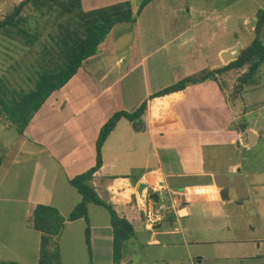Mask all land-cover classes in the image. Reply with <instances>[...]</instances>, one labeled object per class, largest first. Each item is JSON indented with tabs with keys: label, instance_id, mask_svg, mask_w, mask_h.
Segmentation results:
<instances>
[{
	"label": "crops",
	"instance_id": "obj_1",
	"mask_svg": "<svg viewBox=\"0 0 264 264\" xmlns=\"http://www.w3.org/2000/svg\"><path fill=\"white\" fill-rule=\"evenodd\" d=\"M23 1L0 0V16ZM143 1L80 0L84 12L127 2L136 21L115 25L96 54L45 100L22 134L4 119L5 130L0 131V264H39L35 208L51 206L67 218L82 200L70 181L95 166L101 128L114 114L134 113L143 104L146 110L140 130L122 118L104 141L101 167L90 181L95 193L117 215L125 216L134 236L146 217L151 219L149 202L148 215L144 216L133 195L139 184L148 185L152 194L164 190L170 205L163 221L184 207L189 214L192 206L211 204L214 207L209 217L223 216L218 203L204 198L185 200L182 194L190 187L184 186V180L201 179L205 174L223 175L229 181L237 174L242 176L241 149L260 139L258 123H250L247 117L252 114L250 108L257 105L253 94L264 93V63L256 85L233 91L230 96L225 83L209 79L155 97L186 77L226 66L220 54L243 43L237 37L232 44L214 47L218 34L229 32L231 15L226 11L201 8L188 0H150L139 12ZM233 71L221 75L226 77ZM262 109L264 106L258 111ZM247 130L253 133L250 143ZM209 149L225 163L223 169L202 170L200 164ZM149 178L154 179L156 190ZM118 179L127 183L117 186ZM230 191L221 190L220 201L227 200ZM121 192L127 197L119 199ZM156 204L163 205L159 199ZM190 215L183 220L191 221ZM154 223L153 229L161 227H156L158 221ZM58 242L61 264H116L111 214L104 206L89 203L85 218L66 221ZM253 258L264 260V256ZM123 260L119 264H124Z\"/></svg>",
	"mask_w": 264,
	"mask_h": 264
},
{
	"label": "rangeland",
	"instance_id": "obj_2",
	"mask_svg": "<svg viewBox=\"0 0 264 264\" xmlns=\"http://www.w3.org/2000/svg\"><path fill=\"white\" fill-rule=\"evenodd\" d=\"M188 1L201 8L210 7L230 13L227 24L229 32L218 34L215 48L232 44L237 37L243 43L241 51L246 48L255 37L252 27L256 23V14L259 10L264 11V0ZM25 14H30V10H25ZM38 22L36 29L39 31V37L33 46L22 45L0 35V79L9 90L14 89L18 92L20 99L24 93L33 88L35 70H38L42 56L44 59L46 58L44 56H54L51 51L43 53V49L52 45L50 37L56 30V23L54 19L48 21L40 19ZM261 40L264 46V28ZM45 61H48V58ZM242 70L245 72L246 69ZM242 74L241 70H234L226 77L217 76L219 83H225L230 89L228 96L234 91ZM253 98L257 105L250 108L252 114L247 120L250 123H258L260 139L254 146L241 149L242 176L245 189L249 192V199L240 204L234 191L231 190L229 198L220 201V198H223L221 189L216 187L213 174L202 175L201 179L184 180L186 184L182 182L181 184L190 187V190L182 194L185 200L204 198L209 200L208 202L218 203L223 216L209 217L212 215L210 211L214 204L202 208L192 206L189 214L184 207L178 214L176 212L175 217L169 219L170 222L163 221L167 217L159 219L161 225L159 229H153L155 223L146 217L142 229L125 245L124 264H264V260L253 258L264 256V109L258 111L259 107L264 106V93H254ZM4 119L6 118L0 120V131L5 130ZM215 157L217 156L211 149L206 151L205 161L200 164L205 173L223 169L225 163L220 162V156L218 159ZM235 157L238 158V155ZM124 181L127 183L126 179H118L115 184L123 187ZM139 186L140 184L135 185L132 190L133 195L141 206L144 216H147V206L153 191L147 187L142 193V199H139ZM157 194L159 203L164 206L170 205L163 189L157 190ZM126 195L121 192L117 197L124 199ZM142 204L145 206L143 207ZM157 210L158 205L155 204V216ZM187 215L191 216V221L183 220ZM203 215L208 217L204 218Z\"/></svg>",
	"mask_w": 264,
	"mask_h": 264
},
{
	"label": "trees",
	"instance_id": "obj_3",
	"mask_svg": "<svg viewBox=\"0 0 264 264\" xmlns=\"http://www.w3.org/2000/svg\"><path fill=\"white\" fill-rule=\"evenodd\" d=\"M150 0L141 3L140 10ZM30 10V14H25ZM136 15L133 14L129 3H120L105 8L84 12L80 0H24L4 17L0 16V35L22 45L33 46L39 37L36 29L38 20L54 19L56 30L50 37L52 45L43 49V53H54V56L41 58L38 70H35L33 88L21 97L14 89L9 90L0 79V116L9 119L15 130L22 134L33 115L45 100L61 89L78 71L82 63L96 54L98 47L112 28L120 23L134 24ZM264 28V11L256 14L253 41L241 51L237 60L230 62L221 69L202 72L198 76L186 77L172 86L158 92L155 97H162L184 90L188 85L216 80V76L231 70L246 69L238 79L234 91L240 92L245 87L256 85L260 68L264 63V46L261 40ZM45 53V54H46ZM146 110L143 104L134 113L118 112L114 114L101 128L96 143V164L84 174L70 181L82 197L67 218L51 206L38 205L34 210V229L40 233L39 264H61L58 247V236L66 221L85 218L87 205L106 207L111 214L113 228V260L119 264L125 258V245L134 237V231L125 216L117 215L95 193L90 184L93 174L101 167L100 149L109 134L122 118L133 122L135 129H141V117ZM158 221V220H157ZM159 222V221H158ZM89 240L88 233L86 234Z\"/></svg>",
	"mask_w": 264,
	"mask_h": 264
},
{
	"label": "water",
	"instance_id": "obj_4",
	"mask_svg": "<svg viewBox=\"0 0 264 264\" xmlns=\"http://www.w3.org/2000/svg\"><path fill=\"white\" fill-rule=\"evenodd\" d=\"M240 54H241V45L237 44L236 46L222 52L220 54V58H221L222 62L225 65H227L230 62L237 60V58L240 56ZM245 136H247L249 143H250V141L253 140V133L250 130L246 131ZM246 144H248V142H246ZM153 180H154L153 178L148 179L151 187L154 190H156L157 186L153 184V182H154ZM214 182H215V185L218 188H220L223 192L233 190L239 203H242L248 197L247 191L244 188L243 177L239 174L234 176V178L231 181H229L226 176L218 175L214 178ZM147 187H148V185H145V184H142L139 186L138 192H139L140 196H142V191L144 189H146ZM158 199H159L158 195L155 193L151 194V196L149 198V208H150L149 215L152 218L151 219L152 222L157 221V219L153 217V206L158 202ZM164 221L170 222L169 220H164ZM160 226L161 225H158L156 227L159 228Z\"/></svg>",
	"mask_w": 264,
	"mask_h": 264
},
{
	"label": "built area",
	"instance_id": "obj_5",
	"mask_svg": "<svg viewBox=\"0 0 264 264\" xmlns=\"http://www.w3.org/2000/svg\"><path fill=\"white\" fill-rule=\"evenodd\" d=\"M166 209H167L166 206H164V205H158L157 216H155L154 215V212H153V217L156 218L159 221V219H161V217L163 216V213L166 211Z\"/></svg>",
	"mask_w": 264,
	"mask_h": 264
},
{
	"label": "clouds",
	"instance_id": "obj_6",
	"mask_svg": "<svg viewBox=\"0 0 264 264\" xmlns=\"http://www.w3.org/2000/svg\"><path fill=\"white\" fill-rule=\"evenodd\" d=\"M161 179H162V177H161Z\"/></svg>",
	"mask_w": 264,
	"mask_h": 264
}]
</instances>
